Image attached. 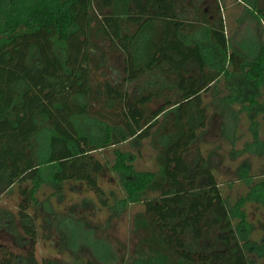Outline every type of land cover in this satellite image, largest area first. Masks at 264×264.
I'll return each instance as SVG.
<instances>
[{"label":"trees","instance_id":"trees-1","mask_svg":"<svg viewBox=\"0 0 264 264\" xmlns=\"http://www.w3.org/2000/svg\"><path fill=\"white\" fill-rule=\"evenodd\" d=\"M189 1L0 0V193L20 196L4 226L13 230L16 221L35 241L36 194L47 186L46 202L64 184L80 183L105 207L103 164L93 154L121 141L149 139L161 115L172 110L179 133L164 146L156 173L135 172L128 154L115 150L111 168L126 178L120 205L141 204L149 231L179 264H253L231 221L234 209L227 208L206 160L191 165L187 155L207 123L204 97L222 75L209 67L201 35L228 61L225 78L245 79L246 87L233 86L236 97L264 87V50L246 65L228 50L220 7L212 6V21L204 13L189 21L178 11L179 2ZM240 1L264 23V0ZM119 2L125 6L120 15ZM112 53L122 57L123 84L99 79ZM161 73L177 78L168 91L178 99L147 113L157 94L131 100L125 85L149 77L145 84L156 87ZM81 119L98 124L104 140L93 142L81 132ZM71 233L72 247L97 246L81 230ZM0 264L51 262H39L32 250L24 257L4 251ZM83 264L96 263L85 258Z\"/></svg>","mask_w":264,"mask_h":264},{"label":"rangeland","instance_id":"rangeland-1","mask_svg":"<svg viewBox=\"0 0 264 264\" xmlns=\"http://www.w3.org/2000/svg\"><path fill=\"white\" fill-rule=\"evenodd\" d=\"M214 4L220 7L228 50L239 54L245 64L250 65L264 50V23L249 5L240 0H190L179 2L178 11L189 21H198L201 13L212 21ZM124 9V3L116 5L119 15ZM201 38L205 42L209 67L221 70L222 75L204 97L207 123L205 128L198 130L187 160L191 165L200 157L206 160L227 208L234 209L231 221L239 241L246 243L250 262L264 264V87L245 97H236L233 86L246 87L245 79L225 78L228 61L216 53L205 37L201 35ZM103 74L99 79L123 84L122 57L118 53L108 56ZM147 79L149 77L125 85L131 100L148 93L157 94V101L145 107L147 113L166 100L176 102V92L168 91L177 83L175 76L161 73V82L156 87H148ZM252 98L258 102L249 104ZM193 114L192 123L196 125L197 117ZM77 125L93 142L104 140V133L95 122L81 119ZM178 133L176 113L168 110L158 119L149 139L121 141L117 146H107L93 154L103 164L99 184L106 195L105 207L100 206L94 193L80 183L59 187L55 195L49 197V202L44 199L51 192V186L43 188L36 194L34 208L39 219L33 242L23 236L16 221L13 230L4 226L8 220L5 214L14 216L16 213L19 194L13 190L0 193V258L4 251L24 257L32 250L39 262L46 260L51 264H83L85 258L96 264H148L150 261L179 264L149 231L142 216V205L128 204L125 208L120 205L126 178L111 168L115 162L114 152L120 150L128 154L135 172L156 173L164 146ZM75 229L96 240L95 249L84 243L72 247L68 240Z\"/></svg>","mask_w":264,"mask_h":264}]
</instances>
